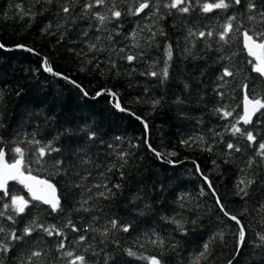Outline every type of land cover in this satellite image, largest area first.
I'll list each match as a JSON object with an SVG mask.
<instances>
[{"label":"trees","instance_id":"1","mask_svg":"<svg viewBox=\"0 0 264 264\" xmlns=\"http://www.w3.org/2000/svg\"><path fill=\"white\" fill-rule=\"evenodd\" d=\"M66 2L0 0V43L5 45L0 49L2 146L6 152L17 145L24 149L26 164L31 158L32 175L56 185L64 209L51 212L48 206L33 202L36 208L16 216L14 225L6 216L0 217V226L6 232L14 229L18 236L37 217V223L54 224L64 232V237L49 236L37 229L22 240L10 241V251L0 254V264H27L33 251L43 255L34 257L32 264H68L70 258L63 252L81 254L89 244L92 247L84 253L87 264H149L139 257L161 253L167 264H192L205 243L210 245L209 254L200 264H228L229 260L232 264H264L259 238L264 234V158L255 155L264 137V119H258V114L252 124H240L253 132L256 145L225 131L243 115L242 85H248L250 96L254 90L264 93V78L252 71L248 63L252 58L241 36L246 28L264 30V24L259 18L251 23L246 19V0L209 13L199 6L180 13L163 7L168 0H160L158 13L152 14L150 6L139 15L128 13L132 0H114L122 15L104 25L92 13H107V7H95L84 15L85 0H74L70 4L73 11L65 14L60 5ZM255 2L257 9L264 10V0ZM232 15L237 20L225 43L218 33ZM49 24L52 27L44 31ZM240 25V31H235ZM190 30L212 31L213 36L189 37ZM168 45L173 52L170 61ZM129 55L136 59L129 62ZM45 58L55 72L81 87L45 71ZM166 61L169 75L164 79L159 73ZM225 67L235 75L225 77L226 85L218 87L225 84L218 79ZM153 71L158 75H150ZM106 89L117 93L126 111L115 107L117 99ZM98 92L104 94L97 96ZM154 100L160 101L156 107ZM225 105L234 110L233 116L224 118L216 111ZM90 131L97 133L95 140L88 139ZM31 133L44 143L53 141L61 151L38 163L35 146L28 143ZM184 140L190 143L185 145ZM229 142L241 151L229 150ZM149 144L162 155L157 157ZM209 146L211 152L206 150ZM173 152L176 155H170ZM120 153L128 155L121 158ZM11 157L8 152L9 162ZM252 158L256 163L249 168ZM57 159L64 163L54 167ZM201 173L212 182L225 208L244 225L243 247L238 244L239 226L220 212ZM245 175L255 183L247 195L238 194L237 184ZM117 184L119 189L114 187ZM102 191L108 199L98 196ZM13 193L31 200L21 184L11 183L9 196L0 192V211H5L3 204L10 203ZM173 217L184 222L183 230L172 222ZM113 219L131 225L130 230L124 232L118 225L103 237L89 228L103 231ZM69 220L81 231H73ZM217 233H223V240ZM80 235L87 240L77 243ZM156 236L164 240L163 248L150 242ZM61 240L65 249L58 250ZM128 248L137 255L129 256Z\"/></svg>","mask_w":264,"mask_h":264},{"label":"snow or ice","instance_id":"2","mask_svg":"<svg viewBox=\"0 0 264 264\" xmlns=\"http://www.w3.org/2000/svg\"><path fill=\"white\" fill-rule=\"evenodd\" d=\"M41 0H36V3H40ZM44 3L51 4L53 3V0H43ZM74 0H67L66 3L60 5V10L65 13L69 14L73 11V8L70 7V4H72ZM241 0H212V2H209V0H168L167 3L163 5V7L171 10L176 9L180 13H188L190 9L199 6L201 11L204 13L212 12L216 9L221 10H227L230 7H233L235 5H240ZM150 6L153 8V13L156 14L160 10V0H132V7L128 9V13L132 15H139L140 13L144 12L145 9H149ZM95 7H107V13H101V12H95L92 13L95 19H97L101 25H104L105 22L110 21L111 18H119L122 15V12L116 8V5L114 3V0H85V3L82 6V14L87 15L93 8ZM245 9L247 11L246 19L251 22H257L259 18V23L264 24V10L257 9V5L255 0H246L245 2ZM110 13V15L108 14ZM27 14V13H25ZM243 15V14H242ZM68 19H74L73 17L69 16ZM237 20L236 15H232L229 17L227 23L225 25H222L223 31L218 33L219 40L224 41L225 43L229 42L230 34L234 31V24L233 21ZM52 25L49 24L47 28L44 29V31H47L48 28H51ZM243 27V25H240V27L235 28V31H240V28ZM251 32V34H250ZM155 33H153V36ZM161 35H163V32L161 30ZM189 37H198L203 38L206 35L208 37L213 36L212 31H208L205 33L204 31L199 32H193L189 31L188 33ZM241 36L243 38V45L244 48L247 50V53L250 57H252L251 60L248 61L249 64L252 65V71L257 73L259 77L264 78V30H256V29H244L241 32ZM133 39H135V33H133ZM19 48H24V45H18ZM92 48H95V45L91 46ZM193 47H195V44L193 43ZM5 45L3 43H0V49H4ZM29 52H32V48L26 49ZM188 51V54L191 55V50L186 49ZM172 46L168 45L167 49V60L172 59ZM126 59L131 62L132 60L136 59L134 56H127ZM230 59V57L228 58ZM43 66L45 71L56 75L61 76L63 79L68 80L70 83L75 85L77 88H80L81 86L75 81L70 80L68 76H63L59 72H55L52 68V66L48 63L47 59L45 58L43 61ZM168 64L167 61L165 62V67L162 69L161 75L164 79L168 78L169 71H168ZM152 76H157L158 73L153 71L150 73ZM235 75V72L233 70H230V68L225 67L223 69L222 75L218 78L220 81H225V77H233ZM225 84H220L218 87H224ZM187 87V85H186ZM244 89V96H243V115H238L235 118V122L230 125L229 128H226V132H230V134L234 137L239 136L241 138H245L247 141L251 142L253 145H256V136L253 134L252 131H249L245 128H241L240 124L243 123L244 125L252 124L253 117L257 115V113L260 114L258 119H264V93L253 91V94L250 96L248 91V85L244 84L242 85ZM83 91V89H81ZM104 92H107L112 97H115L117 99V102L115 104V107L118 108L120 111H126L124 107L121 106L118 100L117 93L112 92L111 90H104ZM104 92H98L96 95H103ZM83 94L85 96L88 95L86 91H83ZM221 97L224 96L223 92L218 93ZM153 107H156L160 104L159 100L152 101ZM217 112H222L223 117H231L233 116L234 110H229L227 105H225L222 108L216 109ZM139 119V117H137ZM2 126V125H0ZM145 128H147V124L145 123ZM84 130V129H82ZM65 132L68 135L72 134L71 129H66ZM60 134L57 135L56 138L58 139ZM31 140L28 141V143L34 145V150L37 153V162L43 161V158L45 156H50L51 153L56 152L59 153L61 149L59 147H55L53 141H48L46 143L42 142L41 140L36 139V134L31 133ZM97 137V133L95 131L88 132V139L89 140H95ZM27 139V137H25ZM119 139V138H117ZM200 143L203 144L205 141L203 138H199ZM3 137L0 136V192L3 193L4 197L9 196V181H16L19 184L23 185L24 188L27 189L28 194L31 197V200L26 199L23 195H18L13 193L10 197V203H4L3 209L5 211H0V217L6 216V218L12 222L14 225L16 223V216H19L26 212L30 207L36 208V204L33 202H39L44 205H47L51 212H62L64 211L61 199L56 194V185L53 184L48 179H40L38 176L32 175V169L29 166L31 164V158H29L28 163L26 164L25 160V153L24 149L20 146H15L14 148L8 149V152L12 153L11 162L6 158L8 155V152L5 151ZM183 144L187 145L190 143L188 140L182 141ZM111 147V145H109ZM149 149H151L154 154L157 157H160L162 154L155 149L151 148V145H148ZM257 151L255 153L256 156H259L261 158H264V137L261 138V141L256 145ZM227 148L229 150L235 149L236 152H240L241 148L238 145H234L233 143L229 142L227 144ZM207 151L211 152L212 147L209 146ZM128 153H120L121 158L127 157ZM170 155H176L175 152L170 153ZM82 163L85 161H81ZM63 160L57 159L55 161L54 167H57L61 164H63ZM215 163V161L213 162ZM256 163L255 158H252L248 161V167L251 168V166ZM123 165H121L122 167ZM197 171H199V166L197 165ZM57 174H59V169ZM123 175V173H121ZM203 176V179L207 183L208 188L211 190L212 194L215 196L216 204L219 207L220 212L223 213L225 217H228L230 220L235 221V223L239 226V232H238V244L239 247H243L245 245V237H246V230L244 225L241 223L240 219L237 215L231 214L229 210L225 208V205L221 203L220 197L216 195V191L212 185V182L209 180V178L203 173H201ZM255 183V179L251 178L247 175L242 177L238 184V194L247 195V189ZM96 187H101L100 185H96ZM105 189H107V193H111V189L107 188V185H103ZM115 188L119 189L120 185H114ZM201 194H203V190L201 191ZM98 196L104 197L105 199H108L109 196L106 194V192H99ZM3 197H0L2 199ZM181 199H184L181 197ZM86 203V201L84 202ZM11 210L9 213L8 210ZM87 210V209H85ZM31 214V213H30ZM37 219H33L28 226L24 227L22 230V235H17L16 231L14 229L6 232L5 228L3 226H0V254L7 253L10 251V241H18L22 240L25 235H31L33 231H36L37 229H42L44 232H46L49 236H61L64 237V232L57 228L56 225H47L45 226L44 223H37ZM172 222L177 224V226L183 230V223L181 220H176L175 217L171 218ZM110 228L105 227L103 231L99 228H95L92 225H89V228L94 231L98 232L103 237H108L111 230H115L119 228L120 230L124 232H128L130 230L131 225L128 224H119V221L116 219L111 220L110 222ZM193 224H195V221H192ZM68 224L72 227L73 231L79 232L81 229H78L75 227V225H72L71 220L68 221ZM88 229H85L84 231H87ZM217 236L220 237L221 240H223V233H217ZM260 241L262 242V245H264V234H259ZM66 239V237H65ZM212 239H215L213 237ZM87 240L86 235H80L78 238L77 243H82L83 241ZM150 242L160 248L164 247V240L161 239L159 236H156L154 239L150 238ZM261 246V245H258ZM92 245L89 244L85 249L84 252L81 254H77L74 250H68L63 252V255L68 259V264H87L86 256L84 253L88 251V248H91ZM209 243H205L203 245V251L200 252L199 256L195 258V260L192 262V264H200L201 259L206 258V256L209 254ZM58 250L65 249V243L64 240H61L60 243L57 245ZM127 254L129 256H136L137 253L133 251L131 248L126 249ZM239 254V251L236 253ZM43 253L41 251H33L27 258V264H32V259L34 257H40ZM140 259H146L149 261V264H167L166 261H163L162 259V253L157 255H151V256H141ZM21 264H24V261H21ZM228 264H232V261L229 260Z\"/></svg>","mask_w":264,"mask_h":264},{"label":"water","instance_id":"3","mask_svg":"<svg viewBox=\"0 0 264 264\" xmlns=\"http://www.w3.org/2000/svg\"><path fill=\"white\" fill-rule=\"evenodd\" d=\"M246 51H247V50H246ZM251 58H252V57H251ZM258 114H259V113H257V115H258ZM257 115H256V116H257ZM256 116L253 117V121H254V119L256 118ZM40 179H41V178H40ZM14 182H16V181H9V182H8V185H10L11 183H14ZM22 186H23V185H22ZM25 189H26V188H25ZM26 190H27V189H26ZM56 190H57V188H56ZM56 194H57V196L59 197L58 190L56 191ZM46 206H47V205H46Z\"/></svg>","mask_w":264,"mask_h":264}]
</instances>
